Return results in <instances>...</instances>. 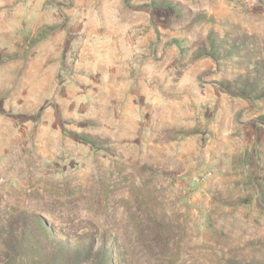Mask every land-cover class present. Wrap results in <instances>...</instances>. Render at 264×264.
Masks as SVG:
<instances>
[{"label": "rangeland", "instance_id": "374dc122", "mask_svg": "<svg viewBox=\"0 0 264 264\" xmlns=\"http://www.w3.org/2000/svg\"><path fill=\"white\" fill-rule=\"evenodd\" d=\"M0 264H264V0H0Z\"/></svg>", "mask_w": 264, "mask_h": 264}]
</instances>
